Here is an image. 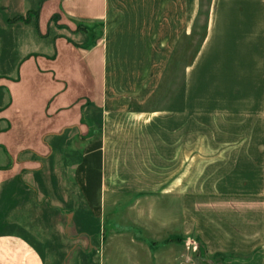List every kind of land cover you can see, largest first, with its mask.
Here are the masks:
<instances>
[{
	"label": "crops",
	"instance_id": "crops-1",
	"mask_svg": "<svg viewBox=\"0 0 264 264\" xmlns=\"http://www.w3.org/2000/svg\"><path fill=\"white\" fill-rule=\"evenodd\" d=\"M263 191L264 0H0V264H198L200 194Z\"/></svg>",
	"mask_w": 264,
	"mask_h": 264
},
{
	"label": "rangeland",
	"instance_id": "rangeland-1",
	"mask_svg": "<svg viewBox=\"0 0 264 264\" xmlns=\"http://www.w3.org/2000/svg\"><path fill=\"white\" fill-rule=\"evenodd\" d=\"M204 26L205 16H202L199 27L193 35L184 36L164 84L166 99L179 85L186 63L191 60L201 43L204 36ZM200 198L198 202L200 230L192 239L187 237L184 241V250L195 251L198 249V255L194 256L198 264H225L226 262L238 264L240 239L246 240L247 248L254 246L255 239H257L258 244L260 239L264 249V191L257 198L253 194L234 192L200 194ZM260 201L262 206L259 205ZM243 229L246 231L244 232ZM210 242H213V246H218L224 242L229 244V248L211 251ZM262 259V263H264V256Z\"/></svg>",
	"mask_w": 264,
	"mask_h": 264
}]
</instances>
